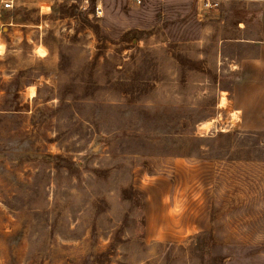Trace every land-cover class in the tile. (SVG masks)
<instances>
[{
  "label": "rangeland",
  "instance_id": "1",
  "mask_svg": "<svg viewBox=\"0 0 264 264\" xmlns=\"http://www.w3.org/2000/svg\"><path fill=\"white\" fill-rule=\"evenodd\" d=\"M134 1L0 6V264H264V127L197 0Z\"/></svg>",
  "mask_w": 264,
  "mask_h": 264
},
{
  "label": "crops",
  "instance_id": "2",
  "mask_svg": "<svg viewBox=\"0 0 264 264\" xmlns=\"http://www.w3.org/2000/svg\"><path fill=\"white\" fill-rule=\"evenodd\" d=\"M212 1L219 2V6L222 7L203 10L205 23L202 26V33L204 37L206 35V43L210 42L211 47L216 50L218 61L227 65V74L234 82L232 88L218 91V114H225L231 126L232 115L239 114L241 118L239 121L236 120L234 127L243 129L264 127L262 124H253L256 118H259L260 122L264 119V109H262L264 106V3ZM197 3L200 4L199 9H201L202 3L199 0ZM230 5L243 6L242 17L235 15L230 10ZM256 5L258 8H255ZM248 6L250 7L247 10ZM240 46L244 47L242 56L237 54ZM221 94L231 98L221 99ZM256 106L259 107L256 110L246 108ZM206 123L208 124L205 122L201 126H205Z\"/></svg>",
  "mask_w": 264,
  "mask_h": 264
},
{
  "label": "built area",
  "instance_id": "3",
  "mask_svg": "<svg viewBox=\"0 0 264 264\" xmlns=\"http://www.w3.org/2000/svg\"><path fill=\"white\" fill-rule=\"evenodd\" d=\"M201 3H202V9L205 10V9H210V8H213V7H217L219 6V2H215V1H212V0H199ZM142 2V0H135L134 3L136 5H140ZM11 5L10 7L8 5ZM0 6L2 9L4 10H8V9H11L12 6H13V2L12 0H3L2 3H0ZM100 7L98 6L96 8V15H98V11H99Z\"/></svg>",
  "mask_w": 264,
  "mask_h": 264
},
{
  "label": "clouds",
  "instance_id": "4",
  "mask_svg": "<svg viewBox=\"0 0 264 264\" xmlns=\"http://www.w3.org/2000/svg\"><path fill=\"white\" fill-rule=\"evenodd\" d=\"M3 2V0H0V3H2ZM9 7L11 6L10 4L8 5Z\"/></svg>",
  "mask_w": 264,
  "mask_h": 264
},
{
  "label": "bare ground",
  "instance_id": "5",
  "mask_svg": "<svg viewBox=\"0 0 264 264\" xmlns=\"http://www.w3.org/2000/svg\"><path fill=\"white\" fill-rule=\"evenodd\" d=\"M224 103V102H223ZM222 104V102L220 103V105ZM225 104V103H224ZM207 124V123H206ZM207 126H209V123L207 124Z\"/></svg>",
  "mask_w": 264,
  "mask_h": 264
}]
</instances>
